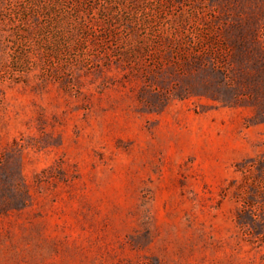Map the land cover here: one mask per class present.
I'll return each instance as SVG.
<instances>
[{"label":"rangeland","instance_id":"rangeland-1","mask_svg":"<svg viewBox=\"0 0 264 264\" xmlns=\"http://www.w3.org/2000/svg\"><path fill=\"white\" fill-rule=\"evenodd\" d=\"M0 264H264V0H0Z\"/></svg>","mask_w":264,"mask_h":264}]
</instances>
